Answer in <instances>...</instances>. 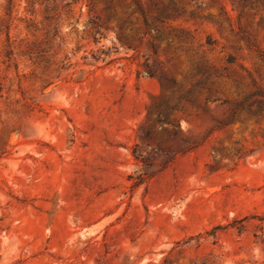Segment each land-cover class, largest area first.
<instances>
[{
	"label": "rangeland",
	"instance_id": "1",
	"mask_svg": "<svg viewBox=\"0 0 264 264\" xmlns=\"http://www.w3.org/2000/svg\"><path fill=\"white\" fill-rule=\"evenodd\" d=\"M108 1L0 0V264H264V118L216 128L264 91V0H185L177 49ZM159 74L209 77L170 124Z\"/></svg>",
	"mask_w": 264,
	"mask_h": 264
},
{
	"label": "trees",
	"instance_id": "2",
	"mask_svg": "<svg viewBox=\"0 0 264 264\" xmlns=\"http://www.w3.org/2000/svg\"><path fill=\"white\" fill-rule=\"evenodd\" d=\"M185 0H124L127 4L128 9H130V13L125 16L124 22H128L130 25H139V34H141V41L148 36L151 32L155 33V37L160 42H165L167 47H171L173 49H177L178 47H183L184 45V35L182 33L177 34L173 32V30L168 29L167 25L175 20L180 18L185 14V10L183 7V2ZM196 7L199 8L203 6L201 0H195ZM211 6H215L219 9V11L225 16L226 11L222 1L220 0H208ZM258 1V0H257ZM188 2H192L189 0ZM105 9H112V1L109 0L105 2ZM133 15H137L135 21L131 20ZM190 17H197L195 12H190ZM240 16V12L238 14ZM219 26L220 24L217 23ZM120 29V26L118 27ZM206 46H213L214 41L207 36L205 40ZM247 46L254 50V46L247 41ZM150 51L153 55L156 54V50L149 43ZM261 59H264V56L260 54ZM234 58L230 55L226 57V64H233ZM147 74L151 77L155 76V72L147 68ZM199 73V72H198ZM214 78L220 77L219 75L213 76ZM159 80L161 87L163 90L170 92V96L166 99H159L156 102L155 109L158 113L157 118L159 122H165L170 124V117L175 112H184L187 107L181 104V102H186V104L192 103V97L195 93H200L201 89H204L206 84L208 83L209 77H206L205 81H198L195 83L193 88L181 92L178 96L175 97L173 93V86L175 85V81L173 78H166L163 74H159L156 76ZM231 81V85L234 87L238 86V82L228 77ZM251 83L254 86V90H250L249 92L242 95L238 100L230 103V108L226 118L222 121H218L216 128L223 129L226 126L233 124L237 119V116L241 113L245 115L244 120H250L253 123L257 124L261 119L264 118V91L260 88L256 87L255 80L251 78ZM208 99L211 98V90L210 88H206ZM224 103H228V101L224 100ZM196 146L193 144L191 147ZM182 152V151H179Z\"/></svg>",
	"mask_w": 264,
	"mask_h": 264
}]
</instances>
